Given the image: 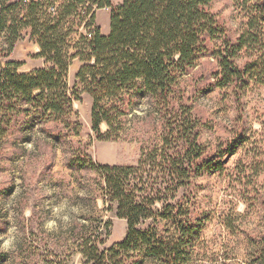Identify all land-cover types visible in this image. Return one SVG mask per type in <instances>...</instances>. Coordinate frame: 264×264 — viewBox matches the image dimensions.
Segmentation results:
<instances>
[{
    "label": "trees",
    "instance_id": "1",
    "mask_svg": "<svg viewBox=\"0 0 264 264\" xmlns=\"http://www.w3.org/2000/svg\"><path fill=\"white\" fill-rule=\"evenodd\" d=\"M13 1L0 0V58L12 56L20 33L28 30L31 41L40 48L38 58L45 60V68L20 74L21 65L10 62L1 71L0 155L14 133L22 135L36 125L54 124L61 134L79 136L81 127L74 121L73 108L78 96L68 85L74 60L83 64L76 79L93 101L92 131L100 142L118 141L133 101L139 95L148 96L166 122L162 148L156 147L138 167L91 165L103 180L106 199L118 205V218L127 221L128 234L117 246L101 250V233H90L81 239L79 251L84 264H143L144 259L188 264L196 246L197 226L184 217L188 213L180 204L156 214L153 208L162 202L161 192L153 189V196L144 195L146 181L140 172L149 162L167 179L165 193L175 199L204 171L221 169V155H210L200 143L203 126L192 108L183 104L180 84L205 58L217 62L215 77L221 80L216 87L234 85L243 90L254 74L264 78V60L254 48L259 44L251 43L255 37L263 38L262 33L251 31L264 25V0H239L243 7L252 5V15L247 30L236 40L212 13L214 0H123L121 5L112 0H64L56 16L48 14L47 1L11 4ZM86 2L98 9L110 8V33L104 36L94 27L93 14L84 28L87 36L71 42L76 22L69 19L74 17L81 25L91 12L87 8L86 16L78 13V6ZM240 54L246 58L255 54L258 60L240 66ZM159 219L172 223L175 237H160L155 228L140 229L144 222L156 224ZM248 240L251 264H264V235Z\"/></svg>",
    "mask_w": 264,
    "mask_h": 264
},
{
    "label": "rangeland",
    "instance_id": "2",
    "mask_svg": "<svg viewBox=\"0 0 264 264\" xmlns=\"http://www.w3.org/2000/svg\"><path fill=\"white\" fill-rule=\"evenodd\" d=\"M241 5L239 0H214L211 6L232 40L247 30L252 15L251 4ZM110 13H100L105 34L110 33L106 21ZM74 20L71 42L85 35L79 20L72 17L69 22ZM94 27L99 28L97 21ZM251 32L263 35L251 43L259 44L254 48L264 60V25ZM29 33H20L12 56L0 58V73L10 62L21 65L20 74L45 68V60L38 58L40 48ZM254 55L240 54L238 64L257 61ZM82 66L74 60L68 77L70 90L78 96L73 108L74 121L81 127L79 136L61 134L54 124L36 125L22 135L14 133L4 145L0 155V264H84L79 251L84 236L101 233V250H109L128 234L127 221L118 218V205L106 199L103 180L91 165L138 167L156 147L162 148L166 122L151 99L139 95L120 139L98 141L92 131L93 101L76 79ZM218 73L217 62L205 58L183 78L180 89L183 104L192 108L203 126L200 143L210 155H221V169L204 171L175 199L165 193L167 179L149 162L140 173L146 181L144 195L153 196V189L161 192L162 202L153 208L156 214L180 204L188 213L184 217L197 226L196 246L188 264H251L248 237L264 235V78L254 74L245 89L237 90L234 85L216 87L221 80L215 77ZM107 130L103 125L102 131ZM149 228H155L160 237L176 236L175 227L164 219L140 226L141 230ZM143 264L161 263L144 259Z\"/></svg>",
    "mask_w": 264,
    "mask_h": 264
},
{
    "label": "built area",
    "instance_id": "3",
    "mask_svg": "<svg viewBox=\"0 0 264 264\" xmlns=\"http://www.w3.org/2000/svg\"><path fill=\"white\" fill-rule=\"evenodd\" d=\"M47 1V12L51 16H56L59 10V7L64 3V0H24L25 3L29 2H35V3H44ZM87 8H91V12L86 18V20L80 25V28L84 30L87 20L93 15L96 14L98 11L103 12H110V8L104 7L103 9H98L96 5H91L89 2H86L84 4H81L78 6V13L82 16H86L87 14ZM86 35V34H85ZM87 36V35H86Z\"/></svg>",
    "mask_w": 264,
    "mask_h": 264
},
{
    "label": "crops",
    "instance_id": "4",
    "mask_svg": "<svg viewBox=\"0 0 264 264\" xmlns=\"http://www.w3.org/2000/svg\"><path fill=\"white\" fill-rule=\"evenodd\" d=\"M112 2H113L114 5H116L113 0H112ZM101 12H103V11H101ZM101 12H98V14L96 15V21L98 23L99 28L101 29L102 35L108 36L109 35V32L107 31V33L105 34L103 32V30H102V25L101 24H102L103 20H102V18H100V13ZM106 21H107V24H110V15L109 14H107Z\"/></svg>",
    "mask_w": 264,
    "mask_h": 264
}]
</instances>
